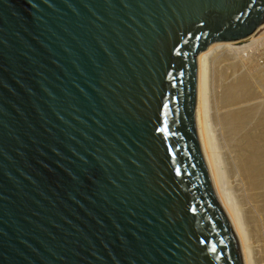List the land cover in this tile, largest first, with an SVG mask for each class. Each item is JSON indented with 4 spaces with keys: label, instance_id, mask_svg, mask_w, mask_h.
Returning <instances> with one entry per match:
<instances>
[{
    "label": "water",
    "instance_id": "95a60500",
    "mask_svg": "<svg viewBox=\"0 0 264 264\" xmlns=\"http://www.w3.org/2000/svg\"><path fill=\"white\" fill-rule=\"evenodd\" d=\"M264 0H0V264H250L202 136V53Z\"/></svg>",
    "mask_w": 264,
    "mask_h": 264
},
{
    "label": "bare ground",
    "instance_id": "6f19581e",
    "mask_svg": "<svg viewBox=\"0 0 264 264\" xmlns=\"http://www.w3.org/2000/svg\"><path fill=\"white\" fill-rule=\"evenodd\" d=\"M255 34L248 50L227 41L202 53L200 118L220 195L245 238L249 263L264 264V42ZM254 46L262 50L251 51Z\"/></svg>",
    "mask_w": 264,
    "mask_h": 264
},
{
    "label": "rangeland",
    "instance_id": "374dc122",
    "mask_svg": "<svg viewBox=\"0 0 264 264\" xmlns=\"http://www.w3.org/2000/svg\"><path fill=\"white\" fill-rule=\"evenodd\" d=\"M255 36V38L257 39H259V38H262V39H259L258 40V42L257 43H262V42H264V27H261L257 32H256V34L254 35ZM261 36V37H260ZM260 41V42H259ZM251 42V39L249 38H247V39H244V40H241V41H237V42H235V43H233L234 44V46L235 47H237V48H241V49H243V50H248L247 49V47H245V46H248L249 45V43ZM253 46V45H252ZM251 47V46H250ZM255 47V48H254ZM253 48H249L251 51H253V49H254V51L255 50H257V51H259V49H260V51L262 50L261 48H257V46H254ZM245 52H247V51H245ZM213 110V109H212ZM213 121V122H212ZM211 122L212 123H214V119L212 118L211 119ZM216 125V122H215V124L213 125V126H215Z\"/></svg>",
    "mask_w": 264,
    "mask_h": 264
}]
</instances>
